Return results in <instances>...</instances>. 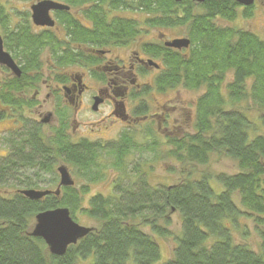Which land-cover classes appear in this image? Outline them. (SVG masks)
<instances>
[{"label": "trees", "instance_id": "16d2710c", "mask_svg": "<svg viewBox=\"0 0 264 264\" xmlns=\"http://www.w3.org/2000/svg\"><path fill=\"white\" fill-rule=\"evenodd\" d=\"M63 1L81 6L87 14L79 21L66 18L78 31L75 42L96 47L130 43L139 37L138 21L112 14L114 10L132 7L146 12L144 22L151 28L186 25L191 43L182 52L150 42L141 46L164 62L165 69L155 80L157 91L205 88L197 100L194 131L168 137L172 147L166 154L183 167L205 165L213 154H224L237 161L239 171L215 176L206 172L195 178L189 169L179 181L154 185L147 162L129 169L127 155L134 148L133 137L124 134L117 145L106 148L65 136L52 137L45 145L41 133L29 126L9 155L0 157V188L21 187L10 194L0 189V264H77L81 260L86 264H154L161 259L157 236H175L168 264H264V134L253 135L257 122L248 115L252 108L244 106L252 99L256 108L264 110V36L217 22L233 21L239 13L251 17L254 4L244 6L234 0ZM20 40L23 46H31L29 40ZM69 51L72 64L83 55L81 50ZM229 74L232 80L224 84ZM258 121L264 124V116ZM158 144L159 140L153 142ZM55 155L89 182L104 178L111 167L110 171L118 172L114 190L109 195H92L87 207L82 203L90 192L88 185L80 189L62 186L59 195L37 200L22 194L21 190L39 185L44 170L55 174ZM19 172L26 177L17 180ZM214 179L220 191L213 186ZM58 207L69 208L73 219L80 209L99 223L61 256L50 253L42 238L31 235L36 215ZM174 212L181 215L179 236L171 229ZM243 216L254 218L260 227L258 250L235 241L234 230Z\"/></svg>", "mask_w": 264, "mask_h": 264}, {"label": "flooded vegetation", "instance_id": "af4514ba", "mask_svg": "<svg viewBox=\"0 0 264 264\" xmlns=\"http://www.w3.org/2000/svg\"><path fill=\"white\" fill-rule=\"evenodd\" d=\"M38 1L40 0L33 2L22 15L24 21L14 24L9 23L14 13L9 15L6 11L7 3L0 1V36L3 49L11 55L21 70V75L18 76L11 67L0 63V123L11 119L14 124L9 129L0 130V152L3 151L0 157L9 155L28 125L37 130L44 124L57 123L50 138L65 136L71 140L70 126H74L75 130L83 124L77 116L84 109L100 114L103 106H109V113L92 125L103 126L106 122L112 125L123 124L129 128L126 131L130 134L133 133L131 127L139 128L144 123H148L153 129L155 125L159 129L168 128L164 125L170 122V111H175L176 105L168 104L169 100L166 99L164 103L157 105L149 99L150 95L155 96L153 90L157 89L156 77L165 69L161 58L150 56L142 47L139 48V43L138 49L134 50L131 47L135 41L98 47L91 43L75 42L74 34L78 31L75 27H70L66 18L79 21L87 14L83 13L81 6H72L63 0L54 1L69 6V9H52V26L37 25L32 19L31 6ZM164 37L165 33H162L160 40L163 43H150L166 46L169 39ZM22 38L29 40L31 46H23L20 40ZM24 48L28 50L24 51ZM70 49L81 50L83 54L73 64L69 63ZM122 49H127L128 54L124 57L115 52ZM169 49L182 52L187 48ZM44 57L47 58L46 62ZM150 61L156 64H151ZM70 64L80 66L83 71L70 72L67 68ZM87 75L94 80L92 85L86 82ZM44 92V102L40 103L39 98ZM169 92L160 93L166 95ZM88 94L92 95L89 103H85ZM55 99L64 100L66 103H58L57 107L51 105L52 109L46 111L48 101ZM97 100L99 105L95 108ZM70 108L74 109L72 120L69 119ZM41 136L45 140L44 135ZM79 141L95 144L98 148L118 144L111 138L96 141L81 138Z\"/></svg>", "mask_w": 264, "mask_h": 264}, {"label": "rangeland", "instance_id": "374dc122", "mask_svg": "<svg viewBox=\"0 0 264 264\" xmlns=\"http://www.w3.org/2000/svg\"><path fill=\"white\" fill-rule=\"evenodd\" d=\"M2 3H7L6 11L9 13H14V16H11V20L9 23H20L22 20L24 21V15L30 5L35 2L36 0H0ZM112 14L117 15H124L128 16L129 18L136 19L139 23V28L141 30L139 37L137 40L132 44L134 50L137 48V43H139V48H141L143 43L146 42H157L163 43L160 40L161 34L165 33V37L167 39H173L177 37H185L188 35L187 33V26H179L175 25L173 27H161V28H154L147 25L144 20L147 18V13L141 10L133 9L132 7L128 9H120L114 10ZM217 22L226 25V26H234L238 28H244L246 30L253 31L260 35L261 37L264 36V0H256L253 9V15L251 17H244L239 13L237 18L233 21L225 20V19H217ZM149 30V31H148ZM161 30V33H160ZM130 48V49H131ZM129 50V49H128ZM131 50H129L130 52ZM116 53H120L123 57L128 54L127 49H122L121 51L115 50ZM46 55V54H45ZM47 58L44 57V61L46 62ZM159 60V59H158ZM160 61V60H159ZM70 72H79L83 71V69L74 64H70L68 67ZM87 70V67H86ZM81 71V72H82ZM232 80V75L229 74L225 83H228ZM86 82L92 83L94 80L87 75ZM46 92V91H45ZM45 92L42 96H40L39 101L40 103L44 102L45 99ZM155 96L150 95L149 99L153 102V104H161L164 103V99L168 101V104L176 105L175 111H170V122L165 124L164 126H168L167 129L158 128L155 125L154 129L148 123L140 124L139 128L131 127L130 129L133 133H129L126 130H129L128 127L124 126L123 124L112 125L109 122H106L103 126H97V124L92 125L93 122H97L99 118H101L104 114H108L110 111L109 106H103L102 111L100 114L93 113L91 110L84 109L80 113H78L77 119L79 122L83 123L79 126V128H75L72 125L70 126V138L74 142H78L81 138H87L90 141L96 140H106L107 138H111L112 140H116L115 142H120L123 138V134H126L130 137H133L134 140V148L132 151L127 155V159L129 161V169H132L134 165L138 163H145L147 162L148 166L151 167L150 169L147 167L146 169L149 170L151 182L154 185H161V184H171L176 181H179L183 178L186 174L187 170L193 169L194 177L199 178L202 174L209 172L213 176L222 172L228 174H234L239 171V166L237 165V161L232 159L231 157H227L224 154H213L211 160L208 164L205 165H197L193 164V166L183 167L178 161L175 159L170 158L166 151L169 150L172 146L167 144L168 137H179L184 132H192L194 127V121L196 117V104L198 98L205 92V88L199 90H189L183 87H177L172 89L166 95L161 94L157 90H153ZM92 94H88L85 97V103H89L90 96ZM55 101V102H54ZM49 100L48 105L45 106V110H51L53 106H58V103L63 105L66 103L64 100ZM52 103V104H51ZM52 105V107H51ZM246 105V106H245ZM245 107L252 108V112L248 113L249 117L252 119L254 123L257 122V128L253 135L257 134H264V124L258 121L261 116H264V110H259L256 108L255 104L253 103L252 99H249L248 102L244 103ZM72 107V106H70ZM74 109L70 108L69 116L70 120L72 117ZM69 120V121H70ZM57 123L54 124H44L40 128L37 129L44 135V143L45 145L47 142L49 143V139L52 136L53 127L56 126ZM13 121L11 119L6 120L5 122L0 123V130L2 129H9L13 127ZM116 126V127H115ZM29 127V125L27 126ZM75 131V132H74ZM125 131V132H124ZM131 131V132H132ZM21 134V133H20ZM19 134V135H20ZM25 135L21 134V138ZM102 137V138H101ZM159 140L160 144L158 146H154L153 142ZM3 153V151H1ZM0 152V153H1ZM55 155V171L57 170V166L66 165L68 166L73 178L75 179V187L80 189L83 185H88L90 187V192L85 195V200L82 203L83 207L88 206L89 198L97 193H102L104 195H109L114 190V182L118 179V172L116 170L110 171L107 169V174L104 175V178L97 180L95 182H89L87 178L80 177L76 173V169L73 168L70 164L66 163L64 159L61 157H57ZM59 172H52L44 170L41 177L39 178V185L33 187L34 189L38 190H56L60 181V174ZM21 174L20 172L18 175ZM26 176L19 175L17 177L22 179ZM213 186L216 185V180H212ZM18 185H8L2 186L3 193H13L17 190V188L21 189V187H17ZM217 191H220L221 186H214ZM23 188V187H22ZM24 189V188H23ZM238 204V201L235 200ZM173 224L171 225V229L173 230L174 234L179 236L182 231V224H181V215L178 212L173 213ZM75 220L88 227H95L99 226V223L90 218L88 215L84 214L82 210H78L75 213ZM145 231L150 233V229L148 227L144 228ZM260 229L257 222L254 218L243 216L239 219L238 228L234 230L235 241L246 243L254 250H258L261 244V238L258 234V230ZM157 240L161 245V259L154 264H168V260L173 255V249L175 245V236L171 238H163L157 236ZM77 264H86L85 261H79Z\"/></svg>", "mask_w": 264, "mask_h": 264}, {"label": "water", "instance_id": "95a60500", "mask_svg": "<svg viewBox=\"0 0 264 264\" xmlns=\"http://www.w3.org/2000/svg\"><path fill=\"white\" fill-rule=\"evenodd\" d=\"M181 2L184 0H174ZM195 2H204L205 0H192ZM241 5L250 6L255 3V0H234ZM52 9H69V6L64 5L54 0H40L31 6L32 19L37 25L52 26L54 21L50 15ZM191 40L188 37L175 38L166 41V46L175 48H188ZM0 63L11 67L15 73L20 76L21 70L11 57L3 49V42L0 36ZM151 64H156L150 61ZM158 66V65H157ZM99 105V100L95 103V108ZM60 173V182L56 190H38L24 189L20 192L25 196L37 200L49 194L59 195L62 186H74L75 179L73 178L68 166L60 165L58 167ZM93 231V228L84 226L73 219L70 209L67 207H58L40 212L35 217V224L31 230V235L42 238L50 253L55 255H64L70 245L77 244L79 240L84 238L88 233Z\"/></svg>", "mask_w": 264, "mask_h": 264}]
</instances>
